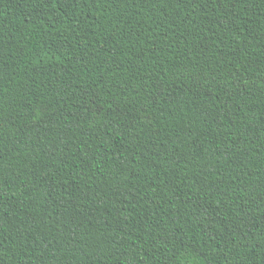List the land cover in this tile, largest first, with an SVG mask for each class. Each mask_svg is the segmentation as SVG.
Masks as SVG:
<instances>
[{
    "label": "trees",
    "instance_id": "obj_1",
    "mask_svg": "<svg viewBox=\"0 0 264 264\" xmlns=\"http://www.w3.org/2000/svg\"><path fill=\"white\" fill-rule=\"evenodd\" d=\"M0 264H264V0H0Z\"/></svg>",
    "mask_w": 264,
    "mask_h": 264
}]
</instances>
